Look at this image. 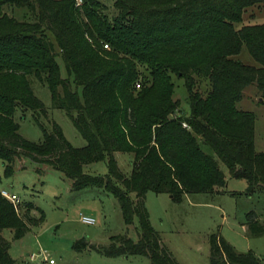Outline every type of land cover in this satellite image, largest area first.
I'll return each instance as SVG.
<instances>
[{
    "label": "trees",
    "instance_id": "obj_1",
    "mask_svg": "<svg viewBox=\"0 0 264 264\" xmlns=\"http://www.w3.org/2000/svg\"><path fill=\"white\" fill-rule=\"evenodd\" d=\"M264 0H0V162L6 176L18 159L47 166L71 182V191L99 189L118 203L125 226L138 219L136 241L116 235L107 245L73 243L77 252L105 258L143 256L151 264H178L152 227L146 195L214 194L231 178L247 194L264 193V153L254 146L255 115L236 105L255 85L264 95V22L242 25L245 9ZM23 11L22 19L13 16ZM103 45H108L105 50ZM242 46L258 67L234 59ZM63 62L65 77L57 59ZM205 82L203 92L195 89ZM176 80L187 90L189 114L174 99ZM45 85L52 106L65 112L84 139L72 147L46 117L33 83ZM139 88H136V85ZM80 89V92H79ZM31 112L42 133L38 143L19 134L17 112ZM131 155L124 174L114 153ZM104 162L107 174L84 167ZM134 195V198L132 197ZM20 215L0 195V264H16L12 241L43 220L32 203ZM31 210L38 212L36 219ZM250 237L264 235L255 212L246 214ZM209 264H263L209 236Z\"/></svg>",
    "mask_w": 264,
    "mask_h": 264
},
{
    "label": "rangeland",
    "instance_id": "obj_2",
    "mask_svg": "<svg viewBox=\"0 0 264 264\" xmlns=\"http://www.w3.org/2000/svg\"><path fill=\"white\" fill-rule=\"evenodd\" d=\"M101 1L107 6L111 5V0ZM12 14L22 19L23 11L16 10ZM263 22L264 4H260L245 9L238 27ZM233 58L244 65L258 67L245 46ZM57 61L62 77H65L63 62L60 58ZM32 88L47 111V116H40V121L45 126L55 122L72 147H83L84 139L65 112L53 108L48 88L37 82L33 83ZM204 88L205 82L199 79L195 89L203 92ZM186 97L183 81L176 80L174 99L180 102L179 110L189 114ZM236 107L240 111L254 113L255 150L264 153V95L259 93L255 85H250L243 91V98ZM15 121L19 124L22 137L34 143L41 141L42 133L31 112H17ZM115 160L120 170L128 175L131 171V155L118 152ZM221 168L226 185L217 193L185 195L178 203L168 201L167 194H147L145 205L150 214V223L178 264H209L208 240L213 234L238 253L251 251L264 264V235L250 237L245 224L246 214L251 211L264 224V193L247 194L246 181L231 178L223 165ZM12 171L11 176H6L0 162V190L5 189L18 197L16 208L20 215L23 214L25 203H32L43 213L41 223L31 226L20 240L12 241V234L8 230L2 232V236L11 243L9 254L16 264H33L29 262V256L39 254L47 257V261L41 264H48L50 259L55 264H151L143 256L105 258L93 251L77 252L72 248L73 243L80 239L96 246L107 245L114 235H125L134 241L138 239V219L135 217L131 225L125 226L118 203L112 196L94 188L73 192L71 182L60 172L28 160L18 159ZM85 172L103 176L107 174L106 164H90L85 167ZM31 214L39 218L38 212L31 210ZM82 215L94 218V225L83 224L80 221ZM39 259L36 262H40Z\"/></svg>",
    "mask_w": 264,
    "mask_h": 264
},
{
    "label": "built area",
    "instance_id": "obj_3",
    "mask_svg": "<svg viewBox=\"0 0 264 264\" xmlns=\"http://www.w3.org/2000/svg\"><path fill=\"white\" fill-rule=\"evenodd\" d=\"M75 4H76V6H81L82 0H75ZM103 48L105 50H108L109 49L108 45H103ZM136 88H139V85L138 84L136 85ZM0 195L2 197L6 198L11 203H13L15 207H16V204L19 202V199H18V197L15 194H10L5 189H1L0 190ZM80 221L83 224H85V225H94V223H95L94 218L89 217V216H85V215H82L80 217ZM37 258H40L39 259L40 262H36V259ZM46 261H47V257L45 255H43V254H39L37 256H34V255H30L29 256V262L30 263H33V264H41V263L46 262ZM48 264H55V262L52 259H50V260H48Z\"/></svg>",
    "mask_w": 264,
    "mask_h": 264
},
{
    "label": "crops",
    "instance_id": "obj_4",
    "mask_svg": "<svg viewBox=\"0 0 264 264\" xmlns=\"http://www.w3.org/2000/svg\"><path fill=\"white\" fill-rule=\"evenodd\" d=\"M254 146H255V143H254ZM118 153V152H117ZM115 154L116 153H114V157H115ZM86 167V166H85ZM85 167H84V171H85ZM158 195H160V194H158ZM132 197L134 198V195L132 194ZM167 199H168V201H172V198H171V196H167ZM146 202H147V195H146V199H145V204H146ZM150 215V214H149ZM150 217V216H149ZM114 236H116V235H114ZM111 237H113V236H111ZM110 237V238H111ZM129 238V237H128ZM99 246V245H98ZM84 251H90V250H84Z\"/></svg>",
    "mask_w": 264,
    "mask_h": 264
}]
</instances>
